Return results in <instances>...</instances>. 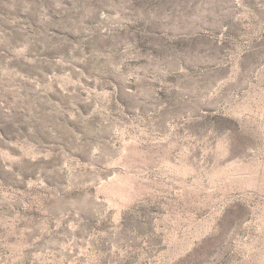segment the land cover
<instances>
[{"label": "rangeland", "instance_id": "rangeland-1", "mask_svg": "<svg viewBox=\"0 0 264 264\" xmlns=\"http://www.w3.org/2000/svg\"><path fill=\"white\" fill-rule=\"evenodd\" d=\"M0 264H264V0H0Z\"/></svg>", "mask_w": 264, "mask_h": 264}]
</instances>
